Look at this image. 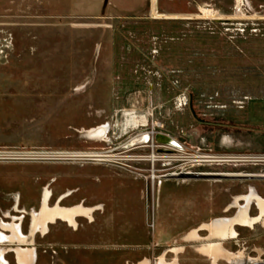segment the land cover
I'll list each match as a JSON object with an SVG mask.
<instances>
[{
	"label": "rangeland",
	"instance_id": "obj_1",
	"mask_svg": "<svg viewBox=\"0 0 264 264\" xmlns=\"http://www.w3.org/2000/svg\"><path fill=\"white\" fill-rule=\"evenodd\" d=\"M154 2V13L151 0L142 13H123L85 0H0V220L22 217L35 264H57L56 253L71 249L89 251L93 264H156L161 256L248 264L264 256V218L254 228L236 226L237 237L221 241L213 259L201 247L219 239L211 230L187 243L176 221L155 237L153 216L159 188L192 180L264 197V178L184 176L264 174V0H188L185 11ZM208 7L219 16H204ZM134 108L148 123L122 133L123 111ZM45 189L52 206L72 192L63 206L103 208L77 228L59 220L48 234H33ZM249 213H260L255 202ZM14 255L6 251L11 264Z\"/></svg>",
	"mask_w": 264,
	"mask_h": 264
},
{
	"label": "bare ground",
	"instance_id": "obj_2",
	"mask_svg": "<svg viewBox=\"0 0 264 264\" xmlns=\"http://www.w3.org/2000/svg\"><path fill=\"white\" fill-rule=\"evenodd\" d=\"M240 1V0H239ZM124 120L118 125L121 128L122 133H128L129 130L138 128L140 126H146L148 123V116L147 114L138 113V111L134 109L124 110L123 111ZM105 126L99 128L98 132L102 129H105ZM149 137L148 133L140 139H147ZM164 137L162 135L157 136V140L159 142H165L170 144L172 147H179L178 142L174 139H170ZM138 141V140H137ZM142 141V140H141ZM136 142V141H133ZM154 143H152L153 145ZM110 156V155H109ZM86 157H108L104 153H94L91 155H86ZM204 158H211L213 156H200ZM153 158V159H152ZM93 159V158H92ZM153 162L157 159V157L152 155L150 157ZM155 159V160H154ZM100 160V159H99ZM113 160V159H112ZM210 160V159H209ZM105 161V160H104ZM110 161V160H109ZM174 174V173H173ZM203 174H219V173H203ZM242 174V173H239ZM264 175V174H263ZM158 176L155 174V169L153 167L152 174L150 178L155 180ZM160 177V176H159ZM253 188V187H252ZM71 191V190H70ZM72 192H68L64 194L59 201L55 205L50 204L52 193L49 189H45L41 208L39 210H33V228L32 233L34 234L35 231H40L42 234H48L50 231L51 224L57 223L59 220L67 223L69 226L77 228L79 218L85 217L93 220L94 212L97 210H101L103 208L102 205H96L91 207H86L84 204L75 205L72 207H65L61 204V202L68 196H70ZM240 199L245 201V204H241L238 202ZM236 204H238L239 210L238 213L226 219H216L213 222L214 231L213 234L220 237V238H235L238 235V231L236 226H243V227H253L254 224L258 223V221L263 220L264 218V197L259 195L255 188L251 189L248 194L236 196ZM256 203L260 209V213L257 216H252L249 213V209L252 203ZM12 215L7 212L5 217H11ZM22 217H19L16 221H6L4 219L0 220V264H11L6 256V251H12L15 254V259L18 260L17 264H35L37 259V251L35 246H27L24 242L28 241V237L24 231L22 226ZM209 225H202V228H207ZM211 226V225H210ZM211 230V229H210ZM191 238H199V234L196 231H193L190 235ZM9 243V244H7ZM30 243V240L29 242ZM14 245L10 249L5 250L2 248L3 245ZM2 245V246H1ZM204 247H202L203 249ZM220 248V243L211 242L208 247L206 246L205 249L209 250L212 253H216L217 250ZM180 248H174L177 251ZM208 252V251H206ZM149 259H144L138 263L134 264H150ZM156 264H178L176 260L173 262H168L165 260L164 256H161Z\"/></svg>",
	"mask_w": 264,
	"mask_h": 264
},
{
	"label": "crops",
	"instance_id": "obj_3",
	"mask_svg": "<svg viewBox=\"0 0 264 264\" xmlns=\"http://www.w3.org/2000/svg\"><path fill=\"white\" fill-rule=\"evenodd\" d=\"M75 1L76 0H68V3L71 4L72 2L74 4ZM157 1L160 3L161 8L165 11H185L188 10L190 6L188 0H156V3ZM85 2H94L95 4L100 3L101 12L104 5H106V9L108 8L107 11L114 10L116 12L123 13H142L146 10V7L148 5V0H85ZM154 3V0H151V8L153 13L155 12ZM189 15L190 14H182L180 15V17H188ZM235 193V190L231 191L230 189L226 188H206L205 183L202 180H192L184 182L181 188H159L157 193H155V196L157 195L158 197V204H156V197L154 202L155 204L153 216L156 230L154 236L158 237L162 234H165V231L161 232L160 230H162L163 227H173V225L176 224V221H179L178 225L183 231L182 234L186 237L187 243L198 242L200 238H203V236H201V233H203L202 231L204 230L211 229L212 235L216 236L213 234V222L216 219L211 223H209V221L226 213L236 205ZM135 194L139 196L140 193L135 192ZM226 218L227 217L220 219ZM202 225L209 226L207 228H202ZM132 226H134V224ZM261 226L264 228L263 224H261ZM263 228H261V230ZM193 231H196L199 234V238L196 237L194 239L190 237ZM209 235H207V237ZM230 239L232 238L219 237L218 240H209L207 242H203L201 244V247L207 246L211 242L220 243V248L216 253L208 252L212 254V257H216V255L219 254L220 251H222L221 241ZM260 243L264 245V236L260 238ZM88 252L89 251H76L71 249L68 252L56 253L58 254L56 258L58 260L57 264H82L78 263V261H80L82 257L86 258L84 264H93L91 256L89 257ZM241 255L239 256L241 257ZM215 257H213V259H215ZM42 258L49 259V252H47V255H43ZM17 261L18 260H16V262Z\"/></svg>",
	"mask_w": 264,
	"mask_h": 264
},
{
	"label": "water",
	"instance_id": "obj_4",
	"mask_svg": "<svg viewBox=\"0 0 264 264\" xmlns=\"http://www.w3.org/2000/svg\"><path fill=\"white\" fill-rule=\"evenodd\" d=\"M185 177L192 178H221V179H238V178H246V179H262L264 175L262 174H239V173H225V174H194V175H184ZM183 177V175H182Z\"/></svg>",
	"mask_w": 264,
	"mask_h": 264
},
{
	"label": "built area",
	"instance_id": "obj_5",
	"mask_svg": "<svg viewBox=\"0 0 264 264\" xmlns=\"http://www.w3.org/2000/svg\"><path fill=\"white\" fill-rule=\"evenodd\" d=\"M202 14L206 17H218L219 15L214 11L213 8H205ZM264 17V16H263ZM185 103V102H184ZM186 104V103H185ZM248 264H264V256H253L248 260Z\"/></svg>",
	"mask_w": 264,
	"mask_h": 264
}]
</instances>
